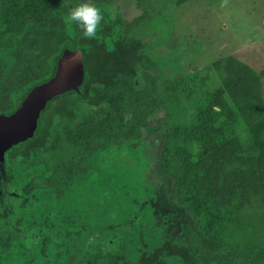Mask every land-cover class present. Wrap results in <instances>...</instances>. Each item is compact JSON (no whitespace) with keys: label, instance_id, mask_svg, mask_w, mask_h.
Listing matches in <instances>:
<instances>
[{"label":"trees","instance_id":"trees-1","mask_svg":"<svg viewBox=\"0 0 264 264\" xmlns=\"http://www.w3.org/2000/svg\"><path fill=\"white\" fill-rule=\"evenodd\" d=\"M29 1L25 31L0 45V84L8 82L6 92L18 95L13 81L21 75L26 76L29 92L36 84L34 76L42 75L45 81L53 75L63 49L80 47L86 57L93 58L88 65L93 67L95 88L102 91L101 83L111 81V89L122 90L123 110L134 115L118 120L123 143H136L138 138L141 161V150L148 144L142 141L143 127L163 140L157 153L150 135V170L161 180L151 192V204L159 213L150 214L149 207L139 222L150 234H154L150 228L161 229L160 235L154 234L158 243L146 246L137 261L120 245L116 254L99 255L92 264H165L171 256H177L181 264H212L217 248L232 256L229 264H264V229L246 224L243 216L253 198L264 204V69L257 72L230 55L216 59L207 69L217 74L219 82L212 83L218 87L210 99H197L194 86L177 88L159 77V62H147L144 43L125 35L128 24L123 27L111 0H88L103 16L93 38H84L67 21V13L82 0ZM40 4L41 12L35 11ZM105 48L113 59L103 72V65L109 64L103 56ZM134 67L150 76L149 86L135 85ZM188 108L186 122H177L179 109L185 113ZM239 127L245 130L244 136L236 133Z\"/></svg>","mask_w":264,"mask_h":264},{"label":"flooded vegetation","instance_id":"flooded-vegetation-1","mask_svg":"<svg viewBox=\"0 0 264 264\" xmlns=\"http://www.w3.org/2000/svg\"><path fill=\"white\" fill-rule=\"evenodd\" d=\"M112 4L118 7L123 27L128 24L125 35L144 43L142 53L150 62V32L136 33L140 24L150 22V16L144 13L129 21L123 1ZM28 5L29 0H0V45L25 31ZM142 6L150 9V1ZM34 9L41 12V4ZM75 49H63L53 75L45 81L42 75L34 76L31 89L53 77L63 52ZM110 52L103 49L109 61L103 72L112 64ZM91 60L83 51V81L77 90L53 97L36 117L33 136L6 152L0 168V264H92L99 255L111 256L120 245L150 233L143 226L125 228L123 218L137 207L140 181L149 186L154 174L149 128H142V141L148 144L141 150V162L142 143H137L138 138L137 144L123 143V129L118 126L120 118L134 116L123 110L122 90L111 89V81L106 80L102 91L96 89L93 67L88 65ZM135 71V85L149 86L150 76L138 67ZM19 78L13 81L18 95L6 92L7 81L0 84V114L15 112L29 93L26 76ZM64 202L71 203L69 212ZM217 252L212 264L232 261L222 249Z\"/></svg>","mask_w":264,"mask_h":264},{"label":"rangeland","instance_id":"rangeland-1","mask_svg":"<svg viewBox=\"0 0 264 264\" xmlns=\"http://www.w3.org/2000/svg\"><path fill=\"white\" fill-rule=\"evenodd\" d=\"M111 1H123L124 14L129 21L144 13L150 16V22L140 24L136 33L139 30L150 32L147 55L151 61L159 62V77L176 84L177 88L194 86L197 99L203 96L210 99L218 87L217 74L207 69L216 59L230 55L257 72L264 69V0H142L143 3L150 1V9L135 0ZM207 83L212 85L210 91ZM261 94L264 99V80ZM178 95L183 97L181 90ZM189 111V108L185 113L179 109L177 122H186ZM236 133L244 136L245 130L239 127ZM150 135L155 138L158 153L163 140L159 133ZM253 201L243 214L246 224L264 229V204L257 198ZM63 204L69 212L71 203ZM244 231L245 234L248 232L247 225ZM140 235L137 241L126 246L125 253H129L134 261L143 249H147L146 246L151 248L152 244L158 243L157 236L152 233ZM165 264H181V261L177 256H171Z\"/></svg>","mask_w":264,"mask_h":264},{"label":"water","instance_id":"water-1","mask_svg":"<svg viewBox=\"0 0 264 264\" xmlns=\"http://www.w3.org/2000/svg\"><path fill=\"white\" fill-rule=\"evenodd\" d=\"M83 48L65 51L58 60L57 70L53 77L43 84L29 91L26 98L19 104L12 114H0V168L4 167L6 152L24 140L33 136L36 117L53 97L77 90L83 81L84 64L82 61ZM156 175L152 184L144 186L139 183L138 209L135 213L124 216L125 228L138 227L141 218L149 213L157 215L159 212L152 206V190L161 180ZM165 214H169L166 212ZM156 217V216H155ZM153 230L160 235L161 229ZM157 231V232H156Z\"/></svg>","mask_w":264,"mask_h":264},{"label":"clouds","instance_id":"clouds-1","mask_svg":"<svg viewBox=\"0 0 264 264\" xmlns=\"http://www.w3.org/2000/svg\"><path fill=\"white\" fill-rule=\"evenodd\" d=\"M102 19L101 11L88 0H82L67 13V21L75 24L84 38H93L96 35Z\"/></svg>","mask_w":264,"mask_h":264}]
</instances>
